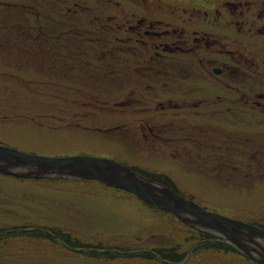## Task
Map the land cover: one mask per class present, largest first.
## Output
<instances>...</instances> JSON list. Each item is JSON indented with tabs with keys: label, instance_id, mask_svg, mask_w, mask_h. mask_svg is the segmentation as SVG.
Masks as SVG:
<instances>
[{
	"label": "rangeland",
	"instance_id": "obj_1",
	"mask_svg": "<svg viewBox=\"0 0 264 264\" xmlns=\"http://www.w3.org/2000/svg\"><path fill=\"white\" fill-rule=\"evenodd\" d=\"M23 1L29 4V0ZM37 1L47 5L52 18L58 19L59 15L60 20H66L62 21L65 28L69 27L67 21L73 17L60 15L57 8L46 4L49 0ZM69 1L79 4L88 1V7L94 4L93 0ZM220 1L217 0V5ZM201 2L194 0L192 4ZM97 7L104 21L108 16L113 17L109 21L118 28L134 24L137 30L140 27L143 31H139L140 39L165 43V47L173 51L172 55L181 59L185 71L192 70V66L194 71L199 69L190 62L195 59L201 68L195 71L198 72L196 80L185 81L178 88L165 81L155 85L148 78L146 81L152 82V86L138 89L139 94L134 95L129 89L117 91V85L113 87L114 79H104L99 72L97 83L103 80V85L112 89L104 88L102 93L108 92L104 98H99L95 92L96 103L84 98L85 105H92V112L100 113L103 109L100 104L109 100L122 99L121 106L131 101V106L137 107L132 116L119 114L120 110L113 116L97 114L98 118L108 119L109 127L124 123L120 130H126L130 120H134V132L121 134L139 135L142 143L135 144V148L125 147L121 142L128 140L124 141L119 132H116L119 137L113 134V138H104L101 136L105 128L101 124L94 128V123L86 119L71 122L53 114L54 108L72 109V99L68 98L64 104L53 103L48 99L54 100L57 89L30 80L40 78L36 73L72 75L71 69L65 71L61 64L64 62L59 57V44L47 46L44 41L38 44L36 53L27 49L23 65L35 73L24 76L21 72V21L25 16L21 0H0V30L7 38H0V145L33 155H85L127 164L125 166L133 168L135 173L147 176L201 209L264 228V174L259 173L264 170L249 161L255 174L251 175L246 165H237L240 170L231 169L232 173L225 178L228 170L216 167L217 162L229 163L231 154L235 163L243 149L250 154L259 151L257 156L264 158V35L250 30L252 27L262 30L264 21H250L248 27L241 29V44L231 33L236 28L230 25L231 21H226L230 6H219L213 17L210 15L213 6L210 7L208 21L199 20L204 15L203 10L194 9L188 0H99ZM232 8L242 9L237 5ZM258 11L252 8L247 18L257 19ZM44 16L47 15L43 13L40 21L46 20ZM43 31L54 33L46 27ZM194 31L206 34L205 37L199 35L198 44L189 42L190 36H198L190 35ZM10 32L15 37L10 38ZM49 41L51 38L46 42ZM249 51L257 57L249 55ZM63 58L66 62L70 59ZM70 60L82 62L85 58ZM44 69L49 71H41ZM80 87L86 91L91 89V86ZM127 94L132 95L131 99ZM222 94L227 101L214 100ZM41 96L46 97V101ZM170 109L179 110L177 113L183 119L172 120ZM164 110L167 111L165 117L160 113ZM42 111L48 112L47 116H43ZM110 111L112 109L104 112ZM184 124L183 131L173 132V129H182ZM137 125L141 129L139 134ZM144 127L149 134L144 133ZM144 134L148 135L147 140ZM156 135L171 138L172 143H162ZM185 135L188 139L179 145L176 140ZM227 148L233 150L227 152ZM230 179L236 186L226 184ZM53 234L65 245L74 244L75 248L63 247L53 239ZM178 234L185 238L178 239ZM136 241L145 242L153 253L129 256L119 255L113 249L117 242ZM168 243H179L183 254L172 247L158 248ZM0 247L7 264H253L252 260L242 262V257L234 254L242 252L210 229L194 227L126 190L78 178H32L0 173ZM71 254L78 262L69 261Z\"/></svg>",
	"mask_w": 264,
	"mask_h": 264
},
{
	"label": "trees",
	"instance_id": "obj_2",
	"mask_svg": "<svg viewBox=\"0 0 264 264\" xmlns=\"http://www.w3.org/2000/svg\"><path fill=\"white\" fill-rule=\"evenodd\" d=\"M34 2L35 4H33ZM87 2L88 1H85L84 4L75 3L69 0H49V2H46L48 6H54L55 8H57L60 11L59 13L60 15L61 14L67 15L69 18L73 17L72 20L67 21L69 23V27L65 28L64 26L65 23L62 24V21H66V20L65 19L60 20L59 15H58V19L52 18L53 13L52 12L48 13L47 5H45V3L41 4L37 0H29V4H27L24 3L23 0H21V9L25 16L24 21H21V72H23L24 76L35 73L33 72L32 69H29L27 66L23 65V61L26 60L27 49H31L33 53H36L37 52L36 47L40 42L45 41V44L47 46L57 42L61 49L59 50L60 60L64 62V63L61 62V64H63V68L65 69V71H67L68 68L71 69L72 75H69L68 73L66 75L54 74L53 76L52 75L46 76L44 74L36 73L35 75L39 76L40 78L38 80H30L31 82L38 83L39 85H48L55 87L57 89V92H55L56 96L53 97L55 101L52 98L48 99V100H52L53 103L64 104L63 102L66 101L68 98L72 99L70 105V107L73 106L72 109L64 111V109L61 110L59 109V107L57 109L54 108L52 109V112H54L53 114H55V116L64 117L63 119L68 118L71 120V122L73 120L78 122L80 121V119L81 120L86 119L88 122L90 121L94 123V128H96L95 127L96 124H101L105 128L103 129V135L101 137L106 138L107 136H109V138H113V134L119 132L121 137L126 139L124 141L128 140L127 143L126 142H121V143L125 147L135 148L136 147L135 144L142 143V139L140 138V136L136 135L134 137L131 136L126 137L125 134H121L123 131L125 133L126 132L131 133V131L132 133L134 132V129L132 128V125H134L133 119L130 120L129 127L126 130H120V128L125 126L124 123L123 125H118V126L115 125L109 127L108 126L109 122H107L108 119L106 118L101 119L97 117V114L113 116L115 113H118L119 110H120L119 114L132 116L133 111L136 110L137 107L131 106V101L125 104L123 103L124 106H121L120 103L123 102L122 99L121 100L118 99L117 101L109 100L107 101V103L100 104L102 105L103 108V109L101 108L102 111H100V113H97V111L94 110L92 112L91 110L92 105L89 106L87 104L85 105L84 103L85 101L84 98H90L96 103L95 100L96 97L94 96L95 92L98 93L99 98H104L108 93V92L106 94L102 93V91L104 92V88L106 89L108 88V90L112 89L107 86L105 87V85H103V80H99V83H97V80L99 78V72L103 74V77H105L104 79L106 78L114 79L113 87L117 85L118 87L117 91L122 92L125 91L126 89H129L134 93V95H137L139 94V92L137 91L138 89L149 88L152 86V82H155L156 85V83L158 84L165 81L167 84H170L172 87H175L176 85V87L178 88L185 81L194 82L196 80L195 73H198L195 71H199L201 68L195 59H191L190 62L197 64L199 69L194 71L192 66L191 68L193 71L189 70L188 68H187L188 71H185L182 68V63H180L181 59L177 58V56H173L172 55L173 51H171L168 47H165V43H160L159 41L145 42L144 39H140L138 37V35L141 34L139 31L141 32L143 31L140 29V27L139 30H137L134 24L130 26L127 25V27L124 28L123 27L118 28L113 24H111V21H109L114 19L113 17L111 19V17L108 16V20L104 21L102 18H100L97 12V9H99L97 7V3L99 2V0H93L92 2L94 4L90 5L89 7ZM43 13L47 15L44 16L46 20L43 18L44 21H40L42 19ZM83 16L86 17L84 21H83ZM31 18H33L34 21H30ZM10 19L15 21L13 16H11ZM114 22L116 23V21ZM55 26L57 28H55ZM45 27L47 29L49 28L54 33L44 32L43 29ZM135 31L138 32L135 33ZM10 33L12 35V37L10 38L15 37V35L12 32ZM190 35H194V34H190ZM197 35H198L197 37L190 36L189 42L191 41L192 44L195 43L198 44L200 42L199 35L201 37L206 36V34L203 33L202 31L201 33H199L198 31ZM5 36L6 34L2 30H0V38L7 39ZM49 38H51V41H49L48 43L46 41H48ZM186 43H182V44L185 45ZM200 50L202 51V49ZM63 57H67L70 59L75 58L74 61L83 58H85V60H83L82 62H73L69 59L66 62L63 60L64 59ZM41 71H49V70L44 69ZM83 71L85 73H83ZM52 77L53 79H49ZM148 78H150V81L152 82L146 81V79ZM249 79L252 78L249 77ZM39 80L45 82L47 81L49 82V84L43 83L42 81ZM81 85L91 86V89L87 91L83 90L80 87ZM113 90H115V88H113ZM203 94L204 96H208V94L205 93ZM127 95L131 99L132 95L130 94ZM41 98H43L42 99L43 101H46V97L41 96ZM215 98L216 99L214 100H216L217 102H223L224 100L227 101L224 94L217 95ZM89 107L90 110H88ZM124 107H125L124 110L126 111L123 110ZM105 109H112V111L104 112ZM177 111L179 110L170 109L171 115L169 116L172 120L183 119L181 118L183 116L178 114ZM165 112L167 111L166 110L160 111V113L164 115L163 117H165L166 115ZM47 113L48 112L46 111H42L43 116H47L45 115ZM50 116L54 117V115L52 114H50ZM91 116H93L94 118L90 119ZM185 119H190V117H185ZM185 119L182 121L183 123L186 122ZM185 128H186V124L182 126V129L179 128L173 129V132L179 133L181 130L183 131ZM88 129L91 128L88 127ZM137 129L139 130L137 134H139L141 132V129L138 127V125H137ZM55 130H58V128L56 127ZM144 130H145L144 133L149 134V131L146 127H144ZM160 132L163 133L162 130ZM144 135H145V139L147 140L148 135L147 134ZM117 137L119 136L117 135ZM157 138L159 139V141H162V143H164L165 141L167 143L170 142V144L172 143L171 138L167 140L166 138H163V136L156 135V139ZM187 139H188V135H185L184 138H179L176 140V142L179 145H181L182 142L186 141ZM222 150L224 151L223 147ZM232 150L233 149L227 148L225 151L231 152ZM258 153L261 152L256 151V153L250 154L246 152L245 149H243L238 154L239 159H237L235 163L233 162V154H231V157L230 155H228V158H230L229 163L217 162L216 167L221 168L223 171L228 170L227 171L228 173L219 171V173H224L225 178L229 177L228 176L229 172L230 174L232 173L231 169H235L236 171L240 170V168L237 165L241 167L246 165L247 169L251 171V175H252L256 173L253 165L254 166L256 165V167H258L259 169L262 168L264 170V158L261 156H257ZM241 157H242V162H241ZM206 161L210 163L209 158H207ZM246 161L248 162V165L246 164ZM249 161H252L255 164L251 165ZM131 169L133 170V168ZM241 170H243V168H241ZM259 173L264 174V172H259ZM150 176L154 177L152 175ZM231 180L232 179L227 181L226 184L236 186L235 183L232 182L234 180L232 181ZM177 238L178 239L181 238L180 240H182L185 238V236L181 235L180 237Z\"/></svg>",
	"mask_w": 264,
	"mask_h": 264
},
{
	"label": "water",
	"instance_id": "obj_3",
	"mask_svg": "<svg viewBox=\"0 0 264 264\" xmlns=\"http://www.w3.org/2000/svg\"><path fill=\"white\" fill-rule=\"evenodd\" d=\"M0 173L18 177L95 180L126 190L194 227L210 229L256 264H264L263 228L201 209L117 161L85 155L40 156L0 145Z\"/></svg>",
	"mask_w": 264,
	"mask_h": 264
},
{
	"label": "flooded vegetation",
	"instance_id": "obj_4",
	"mask_svg": "<svg viewBox=\"0 0 264 264\" xmlns=\"http://www.w3.org/2000/svg\"><path fill=\"white\" fill-rule=\"evenodd\" d=\"M188 1L190 2V5H192L194 9L198 8V9H200V12H201V10H203L204 15L202 18L199 19L200 21H208L207 19H208L209 14L207 13V10L210 7L213 6V9H211V11H210L211 12L210 15L212 16L213 14L216 13L219 6H222V5L224 7L230 6V9H231L229 12L230 14H228L229 16H228V19L226 20V21H231L230 25H236L238 27L242 26V29H243L245 26L246 27L249 26L250 21H264V0H243V2H241V3H236L235 0H221L218 5H217V0H197V1H202L201 3H198L199 6L192 4L194 0H188ZM236 5L241 6L242 9L237 10L236 8H232L233 6H236ZM196 6H198V7H196ZM252 8H255V9L257 8L259 10L258 14H257V19L256 18H247V16L250 13V10ZM255 17H256V15H255ZM199 20H195V21H199ZM250 30H252V31L254 30L253 34H255V32L258 30L260 34L262 32V34L264 35V26H263L262 30L257 29V28L255 29L254 27H252ZM256 33H258V32H256ZM194 35H197V31H194ZM248 54L252 55V57H257V55L251 51H249ZM53 235H54L53 239L56 240V242H58L60 245H62V246L64 245L63 247L72 248V249L75 248L74 244H67V245H69V246H67V245H65L66 243L64 241H60L58 239V236L56 234H53ZM146 237H148V236H146ZM144 239H146V238H144ZM144 239H142V240H144ZM162 245H160L161 247L159 246L158 248L159 249L162 248L163 250H165V249L172 247L173 249H176L177 251H179L180 253L183 254V250L181 248H179V243H170V244L168 243V244H162ZM77 247H79V246H77ZM113 249L116 252H119V255L132 256L133 254L135 255L137 253H145V254L146 253H153L152 249L148 248L147 244H145V242L143 243V242H139V241L126 242L124 244L117 242L113 245ZM234 254L242 257V262L246 261V263H248L250 261V259L247 258L246 256H244L242 253L234 252ZM73 257H74L73 254H71L69 261L71 260V261L78 262V258L73 259ZM236 260L238 261V257L236 258ZM7 263L8 262H6V260L3 259L2 249L0 247V264H7ZM252 263L256 264L255 262H252ZM176 264H178V263H176Z\"/></svg>",
	"mask_w": 264,
	"mask_h": 264
},
{
	"label": "bare ground",
	"instance_id": "obj_5",
	"mask_svg": "<svg viewBox=\"0 0 264 264\" xmlns=\"http://www.w3.org/2000/svg\"><path fill=\"white\" fill-rule=\"evenodd\" d=\"M232 27H234V28H236V30H233L231 33L233 34V35H235L236 36V39H237V41L238 42H240L241 44H242V42L241 41H243V39L241 38V29H242V26L241 27H238V26H236V25H231ZM230 26V27H231ZM236 41V42H237ZM177 237H179V234L178 235H176Z\"/></svg>",
	"mask_w": 264,
	"mask_h": 264
}]
</instances>
